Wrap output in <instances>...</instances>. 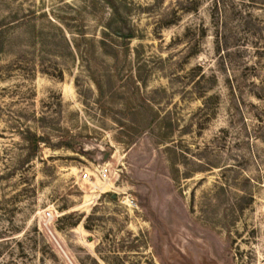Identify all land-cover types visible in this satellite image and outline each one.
<instances>
[{"label": "rangeland", "instance_id": "obj_1", "mask_svg": "<svg viewBox=\"0 0 264 264\" xmlns=\"http://www.w3.org/2000/svg\"><path fill=\"white\" fill-rule=\"evenodd\" d=\"M0 264H264V0H0Z\"/></svg>", "mask_w": 264, "mask_h": 264}, {"label": "built area", "instance_id": "obj_2", "mask_svg": "<svg viewBox=\"0 0 264 264\" xmlns=\"http://www.w3.org/2000/svg\"><path fill=\"white\" fill-rule=\"evenodd\" d=\"M109 175H110V169L107 166V164H103L100 168H98V170L96 172V178H99L101 180H106ZM83 178L90 179V175H88V173H84ZM126 201L128 202V200H126ZM46 215L48 217H51L50 212H46Z\"/></svg>", "mask_w": 264, "mask_h": 264}, {"label": "water", "instance_id": "obj_3", "mask_svg": "<svg viewBox=\"0 0 264 264\" xmlns=\"http://www.w3.org/2000/svg\"><path fill=\"white\" fill-rule=\"evenodd\" d=\"M113 197H115V195H113Z\"/></svg>", "mask_w": 264, "mask_h": 264}]
</instances>
